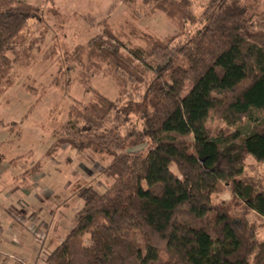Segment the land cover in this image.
<instances>
[{"label": "trees", "instance_id": "trees-1", "mask_svg": "<svg viewBox=\"0 0 264 264\" xmlns=\"http://www.w3.org/2000/svg\"><path fill=\"white\" fill-rule=\"evenodd\" d=\"M122 1L134 16L165 13L182 33L148 35L144 45L128 47L108 27L66 51L59 75L75 77L56 86L77 80L89 93L90 72L107 70L119 97L94 92L76 103L47 154L69 147L110 158L103 174L112 183L104 192L80 189L84 205L46 264H264V240L246 216L215 200L227 186L264 218V187L245 175L249 158L264 164L259 1ZM33 21L44 23L38 6L0 0V96L13 86L20 37ZM215 119L228 126L248 120L253 128L244 138L215 135Z\"/></svg>", "mask_w": 264, "mask_h": 264}, {"label": "rangeland", "instance_id": "rangeland-1", "mask_svg": "<svg viewBox=\"0 0 264 264\" xmlns=\"http://www.w3.org/2000/svg\"><path fill=\"white\" fill-rule=\"evenodd\" d=\"M17 1L38 6L44 23L30 22L22 32L19 45L23 55L13 71V86L0 96V205L7 203L9 209L18 212V201L10 197V191L23 196V192L30 189L35 199L39 197L45 205L50 203L54 209H49L57 216L59 213L65 216L64 225H69L84 205L78 195L80 189L93 186L104 192L112 183L103 174L111 159L104 157L101 160L90 153L79 154L69 147H63L51 156L47 152L76 103H88L94 98V92L115 100L119 97V89L107 70L90 72L89 93L77 80L68 88L56 86V79L65 83V77H75L59 75L67 65L64 61L66 51H72L76 45H86L108 27L130 47L144 45L148 35L162 40L180 35V23L160 11L147 18L138 14L134 16L122 0ZM258 1L264 11V0ZM193 32L195 27L191 26L182 39ZM190 89L191 85L187 84L186 94ZM252 128L253 123L248 120L234 126H228L222 119H215L212 123L215 135L238 134L244 138ZM141 149L143 147L135 151ZM20 156L25 157L14 160ZM245 175L264 187V164L249 158ZM24 188L25 191L22 190ZM215 200L225 202L234 216H246L257 238L264 240V218L248 211L227 186ZM57 222L55 216V231H58L54 242L48 240L45 233H35L36 243L40 246L45 243L42 256L51 252L59 238L64 236ZM11 256L17 258L16 255Z\"/></svg>", "mask_w": 264, "mask_h": 264}, {"label": "crops", "instance_id": "crops-1", "mask_svg": "<svg viewBox=\"0 0 264 264\" xmlns=\"http://www.w3.org/2000/svg\"><path fill=\"white\" fill-rule=\"evenodd\" d=\"M12 176L15 178L14 175ZM12 181L14 182L13 179ZM25 189L22 190L25 191ZM12 191H10V197L18 201V212L9 209L7 203L3 202L0 205V264H22V261L27 264H46L47 256L63 241L73 227V220L69 225H64L65 216L60 213L58 216L57 213L55 215V212L49 209L54 207L50 203L45 205L39 197L35 199L30 189L23 192V196L18 192L14 194ZM0 193H2L1 189ZM0 199L2 200V196ZM7 199L10 200L9 197ZM55 216L64 236L59 238V243L51 248V252L42 256L45 243L41 246L37 244L35 233L42 235L45 233L48 240L54 242L55 232L58 231V229L55 231ZM33 228H35L34 232H32ZM11 255H16L17 258Z\"/></svg>", "mask_w": 264, "mask_h": 264}, {"label": "built area", "instance_id": "built-area-1", "mask_svg": "<svg viewBox=\"0 0 264 264\" xmlns=\"http://www.w3.org/2000/svg\"><path fill=\"white\" fill-rule=\"evenodd\" d=\"M23 264H27V263H23Z\"/></svg>", "mask_w": 264, "mask_h": 264}]
</instances>
